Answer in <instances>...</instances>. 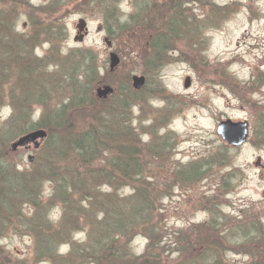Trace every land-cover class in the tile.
<instances>
[{"label": "rangeland", "instance_id": "obj_1", "mask_svg": "<svg viewBox=\"0 0 264 264\" xmlns=\"http://www.w3.org/2000/svg\"><path fill=\"white\" fill-rule=\"evenodd\" d=\"M16 1L0 0L2 47L24 46L52 78L34 89L11 65L0 80V264H110L100 250L129 264H264V0ZM133 76L146 85L131 97ZM104 86L114 93L98 99ZM227 120L248 122L243 145L216 134ZM36 130L38 147L13 149ZM85 132L100 134L90 159L71 144ZM123 209L146 224L115 243Z\"/></svg>", "mask_w": 264, "mask_h": 264}, {"label": "trees", "instance_id": "obj_2", "mask_svg": "<svg viewBox=\"0 0 264 264\" xmlns=\"http://www.w3.org/2000/svg\"><path fill=\"white\" fill-rule=\"evenodd\" d=\"M54 5L57 6L56 2L54 3ZM169 31L174 34L173 27H170ZM174 36H175V34L167 37L163 41H162V39L158 38V36H156V39H158L160 41V43H159V47L160 48L157 47L156 48V51H154L153 54L151 55L153 59H155L156 61H159L160 60L161 56H163V54L165 52V47L168 45V43L170 42V40H172L174 38ZM1 41H3V40L0 37V80H3L4 76L7 75L5 73V67L6 66H8L10 68L11 73H12V70L13 69L11 68V65H15V75L18 76V80L25 79L26 81L31 82L32 86L35 85L34 89H40L37 85L40 82H42V81L44 82V80L46 78H48V79L51 80L52 75H50L49 73H44V75L42 77H39L32 70V68H31L32 66L30 64L28 65V60L29 59L30 60H34V61L39 60L37 56L31 55L28 52V54H26V56L22 58V56H20V55H23V54H25L27 52V50H25V47L24 46L15 44L13 42H10L11 44H9V45H7L5 47H2L3 44H2ZM154 42H157V41L155 40ZM15 53H17V54L15 55ZM19 53H23V54H20L19 55ZM6 56L9 57L8 58L9 60L7 59ZM85 57L87 59L88 65L90 66V70H92L93 69L92 57H89V56H86V55H85ZM25 58H27L26 61L24 60ZM87 74H88V72H86V75ZM43 82H42V84H43ZM82 89H83L82 90V92H83L85 89H84V87H82ZM140 92H134V91L131 92V90H128V94L131 97H132V95H139ZM32 93H35L36 94L34 96V98H36L38 94L40 95L39 99L37 101L34 99V101H36L38 104H41L38 101L40 99H42V96H43L42 93L43 92H41V90H40L39 92L38 91H32ZM77 99H78V97H77ZM59 111L60 112H58L56 114V116H55L57 118V121L56 122H58V120H61V117H63V114H64L61 110H59ZM51 125H53V124H51ZM47 127L50 129V131L52 133V131L54 129V126H48L47 125ZM61 130H62V128H61ZM55 138L56 137H54V139ZM120 139L122 140L123 143H127L125 141V139H126L125 136H120ZM71 144H73L75 146L76 151H78V153L84 159H87V158L90 159L93 155H95V152L98 150V147H100V134H98V133H87V132H85L82 135H80L79 137H76L74 139L73 143L71 141ZM131 152L133 153V149H131ZM121 160H122V156L121 155H118L117 161L115 162V164L113 166L115 168H117V167L119 168V165H122L123 166L122 169H119L118 170L120 175H122L121 172L123 173L125 170L128 171V165L126 164V162L121 161ZM3 169L4 168L0 164V179L4 178V176H5ZM6 169L8 170V168H6ZM122 176L123 177H126L125 174H123ZM126 210H128V209H123V211L120 212V213H123ZM142 216H143V211H131L130 210V212L123 213L122 216L119 218V224L116 225V226H114V230H117V227H119V238L118 237L115 238V243L118 241V239H120V235H124V232H125L126 228L135 225L139 229L143 225H145L146 224V219L143 220V217ZM152 237H153V234L150 232L149 233V240H150V242H152V240H153ZM120 242L121 241H119V244H120ZM178 243L179 242H177L176 244H178ZM88 249H94L92 243H90L88 245L87 250ZM98 253L101 256L104 257V259H105V261L107 263H110V264H118V263L119 264H129L126 261V255L125 254H123L120 257V254L122 253L120 251H119V254H117V253H110L109 252V255L105 251H103V250H100ZM105 253H106V255H105ZM136 259H142V258L141 257H137ZM144 264H146V263H144Z\"/></svg>", "mask_w": 264, "mask_h": 264}, {"label": "water", "instance_id": "obj_3", "mask_svg": "<svg viewBox=\"0 0 264 264\" xmlns=\"http://www.w3.org/2000/svg\"><path fill=\"white\" fill-rule=\"evenodd\" d=\"M78 36L75 37V42H82L84 36L88 34L87 24L85 20L81 19L77 25ZM99 30V29H98ZM105 43L110 47L111 42L108 39H105ZM120 64V59L116 54L110 55V69L114 70ZM145 85V78L143 76L138 77L134 76L132 78V86L133 89L138 91ZM191 85V79L187 77L184 81V88L188 89ZM113 93V89L109 86H104L99 88L96 92L97 97L99 99H106ZM248 123L246 122H238L234 123L230 120L220 123L217 127V135H219L227 144L237 146L243 144L248 137ZM46 138V133L43 130H38L31 132L21 138L17 143L13 145V149H17L19 147L27 146L28 144L35 143V146L38 147L39 140H43ZM33 158H30L32 161Z\"/></svg>", "mask_w": 264, "mask_h": 264}, {"label": "flooded vegetation", "instance_id": "obj_4", "mask_svg": "<svg viewBox=\"0 0 264 264\" xmlns=\"http://www.w3.org/2000/svg\"><path fill=\"white\" fill-rule=\"evenodd\" d=\"M18 1L22 2V1H24V0H18ZM18 1H16V2H18Z\"/></svg>", "mask_w": 264, "mask_h": 264}]
</instances>
